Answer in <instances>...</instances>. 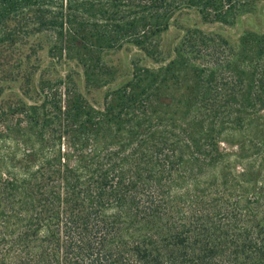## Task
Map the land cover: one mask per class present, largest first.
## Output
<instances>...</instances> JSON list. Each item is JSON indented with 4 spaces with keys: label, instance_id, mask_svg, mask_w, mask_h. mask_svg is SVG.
<instances>
[{
    "label": "trees",
    "instance_id": "trees-1",
    "mask_svg": "<svg viewBox=\"0 0 264 264\" xmlns=\"http://www.w3.org/2000/svg\"><path fill=\"white\" fill-rule=\"evenodd\" d=\"M252 4L0 0V66L23 19L94 88L106 50L158 63L101 108L70 75L0 104V264H264V34L232 52L186 34L169 60L157 44L183 8L228 22Z\"/></svg>",
    "mask_w": 264,
    "mask_h": 264
},
{
    "label": "rangeland",
    "instance_id": "rangeland-1",
    "mask_svg": "<svg viewBox=\"0 0 264 264\" xmlns=\"http://www.w3.org/2000/svg\"><path fill=\"white\" fill-rule=\"evenodd\" d=\"M172 18L176 21L160 34L157 42L167 56V60L174 57L173 50L181 39L186 34L192 33L196 37L203 35L210 40V44L217 43L227 52H232L239 50L243 36L264 34V0H253L250 8H246L243 12L238 11L235 16L229 18L228 22L207 18L196 8H183L175 12ZM23 20H12L5 28L9 32L15 31V42L1 46L4 58L1 59L0 66V104L13 103L20 99L28 102L40 100L42 91L38 88L42 77L59 80L70 75L87 99L101 108L108 90L123 84L131 77L133 62L138 61L141 65L151 68L158 65L156 60L133 44L106 50L101 57L107 65L103 66L100 72L106 73L114 66L115 75L113 78L112 75L103 74L101 86L94 88L90 82H87L81 66L74 65L70 60L66 62L52 60L48 51L47 34L33 33L34 30L27 28L26 21ZM197 43L200 44V40ZM224 72L223 77L226 79L229 73L227 70ZM113 79L115 80L112 81ZM222 145L231 148L227 143ZM237 169L241 170L239 165Z\"/></svg>",
    "mask_w": 264,
    "mask_h": 264
}]
</instances>
